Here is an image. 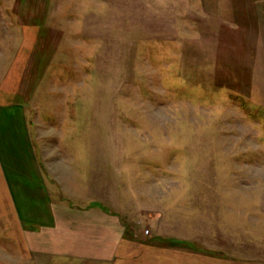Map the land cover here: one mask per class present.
I'll return each mask as SVG.
<instances>
[{"label": "rangeland", "instance_id": "1", "mask_svg": "<svg viewBox=\"0 0 264 264\" xmlns=\"http://www.w3.org/2000/svg\"><path fill=\"white\" fill-rule=\"evenodd\" d=\"M1 84L66 185L264 264V0H0Z\"/></svg>", "mask_w": 264, "mask_h": 264}, {"label": "crops", "instance_id": "2", "mask_svg": "<svg viewBox=\"0 0 264 264\" xmlns=\"http://www.w3.org/2000/svg\"><path fill=\"white\" fill-rule=\"evenodd\" d=\"M6 92L1 84L0 264H247L178 245L156 228L146 234L129 206L66 185L41 165L27 107Z\"/></svg>", "mask_w": 264, "mask_h": 264}, {"label": "built area", "instance_id": "3", "mask_svg": "<svg viewBox=\"0 0 264 264\" xmlns=\"http://www.w3.org/2000/svg\"><path fill=\"white\" fill-rule=\"evenodd\" d=\"M145 233H146V234H149V229H146V230H145Z\"/></svg>", "mask_w": 264, "mask_h": 264}, {"label": "trees", "instance_id": "4", "mask_svg": "<svg viewBox=\"0 0 264 264\" xmlns=\"http://www.w3.org/2000/svg\"><path fill=\"white\" fill-rule=\"evenodd\" d=\"M175 243H177L178 245L182 244L181 242L175 241Z\"/></svg>", "mask_w": 264, "mask_h": 264}]
</instances>
